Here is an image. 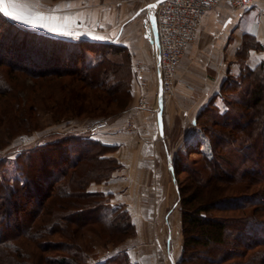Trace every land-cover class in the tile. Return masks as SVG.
<instances>
[{
    "label": "trees",
    "instance_id": "obj_1",
    "mask_svg": "<svg viewBox=\"0 0 264 264\" xmlns=\"http://www.w3.org/2000/svg\"><path fill=\"white\" fill-rule=\"evenodd\" d=\"M2 24L0 154L12 151L19 177L7 179L0 158V264H140L122 247L137 233L129 210L92 189L122 168L117 145L96 135L101 128L11 145L44 128L45 114L51 124L91 125L126 112L138 80L133 52L115 40L27 28L0 11ZM251 45L261 47L246 34L241 60ZM218 95L224 110L212 98L195 118L197 141L173 161L183 238L175 264H264V61L243 63Z\"/></svg>",
    "mask_w": 264,
    "mask_h": 264
},
{
    "label": "crops",
    "instance_id": "obj_2",
    "mask_svg": "<svg viewBox=\"0 0 264 264\" xmlns=\"http://www.w3.org/2000/svg\"><path fill=\"white\" fill-rule=\"evenodd\" d=\"M43 1L45 7L37 9L35 16L33 14L36 22L45 26L42 31L92 39L102 37L126 44L133 51L134 59L144 66L145 91L149 98L153 95L154 73L157 78L156 53L149 30L152 23L150 5L155 0L137 5L132 0ZM38 3L36 0L37 8ZM98 26L106 27L105 31ZM246 34L261 47L251 45L243 61L238 50ZM262 61L264 0H255L245 9H236L225 1L203 16L194 41L177 67V75L192 88L178 85L172 96L161 101V106L154 105L155 111H137L135 132L125 130L124 115L96 131L104 142L117 145L113 155L122 163V168L92 189L110 193L113 203H123L129 210L137 233L131 238L134 246L128 252L136 261L142 262L146 256V252H139L138 246L153 240L164 245L172 243V236H166V228L170 232V226L175 224L172 218L178 204L172 166L177 146L195 143L198 139L194 122L197 114L212 98L224 110L218 93L227 77L239 75L243 63L255 67ZM134 84L135 99L139 85Z\"/></svg>",
    "mask_w": 264,
    "mask_h": 264
},
{
    "label": "built area",
    "instance_id": "obj_3",
    "mask_svg": "<svg viewBox=\"0 0 264 264\" xmlns=\"http://www.w3.org/2000/svg\"><path fill=\"white\" fill-rule=\"evenodd\" d=\"M230 2L236 9L252 6L255 0H162L151 11L150 32L153 35L156 53V72L158 96L161 101L172 96L178 85L192 86L177 75V67L184 57L188 46L194 41L199 31L203 16L216 9L223 2ZM143 67L137 66V79L144 85ZM147 101L142 96L137 107H146ZM131 107L126 117V130L134 131V109ZM107 121L101 119L90 127L91 131L105 127ZM25 135L18 136L19 143H26Z\"/></svg>",
    "mask_w": 264,
    "mask_h": 264
},
{
    "label": "rangeland",
    "instance_id": "obj_4",
    "mask_svg": "<svg viewBox=\"0 0 264 264\" xmlns=\"http://www.w3.org/2000/svg\"><path fill=\"white\" fill-rule=\"evenodd\" d=\"M149 1H151V0H132L131 2H133L135 5H137V4H141V3L149 2ZM14 2L16 5L15 8H10L9 10L24 17V19H22V20H17V19H15V20H17L20 24H22L23 26H25L27 28L38 29V30L44 29L43 27H45V26L44 25L40 26L36 22L37 20L34 19L35 18L34 16H35V13H37V11H36L37 9L45 7V4H44L45 1L39 0L38 8L35 5L36 0H14ZM33 14H34V16H33ZM28 20H31L32 23L26 22ZM106 26L108 27L109 24H106ZM98 27H99L98 29H100L102 31H105L104 29H106V27L105 28L100 27V26H98ZM4 28H6V26L2 24V26H0V30H4ZM9 37H10V35L7 38H9ZM20 37H21V35L19 36V38ZM19 38H17V39H19ZM28 43L31 46L30 49L36 50L35 47H37L36 46L37 42L34 41V39H28ZM17 44L20 45L19 42ZM37 49H38V47H37ZM45 54H47V53H45ZM133 56H134V53H133ZM47 57L49 58L48 60H50V59L53 60L55 56L47 55ZM62 59H63L62 60L63 65H66V64L70 65L73 62V59L71 57H68V56H64V57H62ZM48 60H46L45 62H47ZM134 62H135L134 63L135 71H136L137 66H142L144 69V66L138 60L134 59ZM152 79H153L152 80L153 81L152 82V84H153L152 94L153 95H151L150 98L148 97V95L145 91V86H144L145 83H144V85H141L139 80L134 81V83L137 82V84L139 85V93H138L137 97L135 99H133L132 105L129 107V109L131 107H136L134 109V123L136 126L135 131L137 130V111L142 110V111L153 112V111H155L154 105L156 106V108L159 105L161 106V100L159 99L158 90H157L158 82H157V78H155V73H154ZM27 83H32V79L28 78ZM133 85H135V84H133ZM142 96H144V98L146 99L147 106L146 107H137ZM153 100H155L154 104H153ZM129 109L124 113H120L117 115H111V116L106 117L104 119L109 123L110 121L117 120L118 118H121L122 115H124V126H125V130H126V124H127L126 117H127L128 112H129ZM49 117L50 116H48V114L42 115L40 117L41 125H44V128L37 130L33 133H30V134L29 133L23 134L26 137L25 138L26 143H22V144L19 143V140L17 138L13 142V144H11V145L18 147V146H25L27 144H40L44 141V138H46V136L50 132H57V133H60V132L61 133L76 132V133H80V132H84L86 130H90V127L92 126V124L88 125V123L91 121L90 119L75 118V119H71L69 121H64V122H60L57 124H54V123L51 124L48 121ZM193 131H195V130H193ZM182 147H183V150L185 152H187V149L184 148L185 146L183 145ZM180 148H181V146L180 147L177 146V154H178ZM10 152H12L10 149H7V150L5 149V150L1 151L0 158H2L5 161V166L2 169V174L7 179L12 181L13 179L19 177V171L17 170V167H16L17 165H16L15 156L12 155ZM193 156H197V153H194ZM177 199H178V194H177ZM172 219L175 220V224H172L170 226V232L167 231V228H166V236L168 234H170L172 236V243L169 244L167 242V244L164 245L163 242L153 240L149 244L138 246L137 248L139 249V252L140 251L142 253L146 252V254H145L146 256L144 257V260H142V262H139L137 260L140 264H171L170 261L172 259H173L172 261L175 264L176 261L180 258L183 238H182V230H181V210H180V205H178V204H177V207L175 209V216ZM134 241H135V239H134ZM133 246H134V243H133V240L131 238L128 239L126 242H124L122 245V247L124 249H126L127 251L129 248H132ZM108 252H109V250H107V248L106 249L104 247L99 248L100 255L101 254L104 255ZM112 252H114V250H112ZM112 252H110V253H112ZM132 259L135 260V258L133 256H132Z\"/></svg>",
    "mask_w": 264,
    "mask_h": 264
},
{
    "label": "snow or ice",
    "instance_id": "obj_5",
    "mask_svg": "<svg viewBox=\"0 0 264 264\" xmlns=\"http://www.w3.org/2000/svg\"><path fill=\"white\" fill-rule=\"evenodd\" d=\"M15 6L16 5H15L14 0H0V11H3L5 14H7L8 16H10V17H12L14 19H17V20L24 19L23 16L18 15L15 12L9 10L10 8H15ZM150 7H154V5H150ZM26 22L32 23L31 20H28ZM97 38H101L102 39V37H97Z\"/></svg>",
    "mask_w": 264,
    "mask_h": 264
},
{
    "label": "water",
    "instance_id": "obj_6",
    "mask_svg": "<svg viewBox=\"0 0 264 264\" xmlns=\"http://www.w3.org/2000/svg\"><path fill=\"white\" fill-rule=\"evenodd\" d=\"M160 1H162V0H155L154 2H153V4L152 5H156V3H158V2H160Z\"/></svg>",
    "mask_w": 264,
    "mask_h": 264
}]
</instances>
